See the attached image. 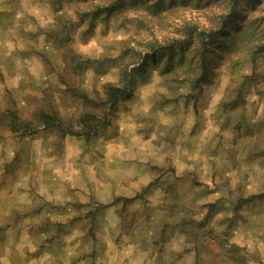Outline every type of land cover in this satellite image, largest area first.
<instances>
[{
  "label": "clouds",
  "instance_id": "1",
  "mask_svg": "<svg viewBox=\"0 0 264 264\" xmlns=\"http://www.w3.org/2000/svg\"><path fill=\"white\" fill-rule=\"evenodd\" d=\"M0 264H264V0H0Z\"/></svg>",
  "mask_w": 264,
  "mask_h": 264
}]
</instances>
